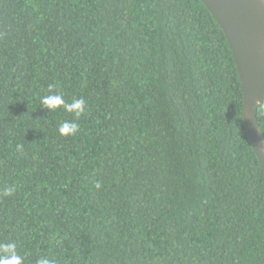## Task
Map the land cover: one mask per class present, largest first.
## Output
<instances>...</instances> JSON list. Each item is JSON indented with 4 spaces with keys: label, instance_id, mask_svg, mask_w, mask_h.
<instances>
[{
    "label": "trees",
    "instance_id": "1",
    "mask_svg": "<svg viewBox=\"0 0 264 264\" xmlns=\"http://www.w3.org/2000/svg\"><path fill=\"white\" fill-rule=\"evenodd\" d=\"M50 85L85 114L43 109ZM243 102L200 0H0V244L24 264H264Z\"/></svg>",
    "mask_w": 264,
    "mask_h": 264
},
{
    "label": "water",
    "instance_id": "2",
    "mask_svg": "<svg viewBox=\"0 0 264 264\" xmlns=\"http://www.w3.org/2000/svg\"><path fill=\"white\" fill-rule=\"evenodd\" d=\"M222 28L244 95V121L264 169V136L258 113L264 107V0H200Z\"/></svg>",
    "mask_w": 264,
    "mask_h": 264
},
{
    "label": "clouds",
    "instance_id": "3",
    "mask_svg": "<svg viewBox=\"0 0 264 264\" xmlns=\"http://www.w3.org/2000/svg\"><path fill=\"white\" fill-rule=\"evenodd\" d=\"M53 86H49V94L41 98V105L43 109H47L49 113L54 112L58 109H63L67 113H74L75 117L78 118L86 112V101L83 97H73L71 103H67L64 96L60 92H53ZM79 125L75 122L65 120L58 129L61 136L75 135L78 132ZM18 150L22 151V146L18 145ZM97 189L101 187L99 183L95 185ZM15 191L14 187H6L3 195H12ZM0 264H24L23 257L19 255L16 250V244L14 243H3L0 244ZM37 264H55V261L42 257L37 261Z\"/></svg>",
    "mask_w": 264,
    "mask_h": 264
}]
</instances>
